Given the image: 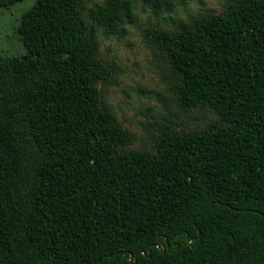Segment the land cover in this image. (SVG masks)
<instances>
[{
    "label": "trees",
    "instance_id": "16d2710c",
    "mask_svg": "<svg viewBox=\"0 0 264 264\" xmlns=\"http://www.w3.org/2000/svg\"><path fill=\"white\" fill-rule=\"evenodd\" d=\"M78 3L35 0L26 52H0V264H264V0L149 33L180 106L229 123L171 131L156 153L119 150L130 133L95 87L114 68ZM129 13L125 0L99 11Z\"/></svg>",
    "mask_w": 264,
    "mask_h": 264
},
{
    "label": "rangeland",
    "instance_id": "374dc122",
    "mask_svg": "<svg viewBox=\"0 0 264 264\" xmlns=\"http://www.w3.org/2000/svg\"><path fill=\"white\" fill-rule=\"evenodd\" d=\"M125 1L130 6L127 16L106 18L99 14L100 10L111 8L116 0H79L72 17L87 25L96 23L98 56L104 63L113 65L112 75L96 81L95 87L101 94V107L120 128L130 133L129 142L119 150L156 153L158 141L171 131L200 133L212 124L228 125L210 105L189 110L180 106L178 76L169 58L149 39V33L154 28L179 29L182 22L194 16L224 14L238 0H191L163 12L147 0ZM34 2L21 0L0 6L1 53L26 52L18 25L22 13Z\"/></svg>",
    "mask_w": 264,
    "mask_h": 264
},
{
    "label": "water",
    "instance_id": "95a60500",
    "mask_svg": "<svg viewBox=\"0 0 264 264\" xmlns=\"http://www.w3.org/2000/svg\"><path fill=\"white\" fill-rule=\"evenodd\" d=\"M126 255H127V253H125L124 258L126 257ZM136 256H137V255H136ZM131 257H132V254H131Z\"/></svg>",
    "mask_w": 264,
    "mask_h": 264
}]
</instances>
